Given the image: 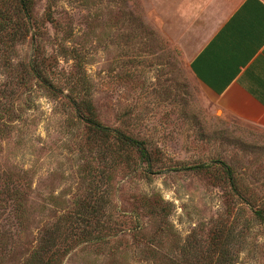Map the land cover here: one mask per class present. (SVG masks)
Returning <instances> with one entry per match:
<instances>
[{"label": "rangeland", "instance_id": "374dc122", "mask_svg": "<svg viewBox=\"0 0 264 264\" xmlns=\"http://www.w3.org/2000/svg\"><path fill=\"white\" fill-rule=\"evenodd\" d=\"M26 1L0 0V264H264V127L190 69L224 17Z\"/></svg>", "mask_w": 264, "mask_h": 264}, {"label": "crops", "instance_id": "0c3cea01", "mask_svg": "<svg viewBox=\"0 0 264 264\" xmlns=\"http://www.w3.org/2000/svg\"><path fill=\"white\" fill-rule=\"evenodd\" d=\"M224 18L190 61L224 116L264 127V0H202Z\"/></svg>", "mask_w": 264, "mask_h": 264}, {"label": "trees", "instance_id": "16d2710c", "mask_svg": "<svg viewBox=\"0 0 264 264\" xmlns=\"http://www.w3.org/2000/svg\"><path fill=\"white\" fill-rule=\"evenodd\" d=\"M19 1H20L22 8L24 10H26L27 1L26 0H19ZM89 122L97 130L118 134L124 142H126L127 144H130V145L136 146L139 149V151L143 157H145V158L149 157L147 148L145 147V143L143 141H140V140L135 139L129 135H126V134H124V133H122V132H120V131L112 128V127L102 125L100 122L95 121L94 119H89ZM218 162H220V161H218ZM222 164L225 167L230 179L233 180V170H232L231 166L227 165L226 163H222ZM206 166L207 165L204 164V165H198L194 168H202V167H206ZM255 214L259 218H264V211L255 210ZM228 259H229V257L227 256V253L223 252L220 262L222 264H225L228 261Z\"/></svg>", "mask_w": 264, "mask_h": 264}]
</instances>
